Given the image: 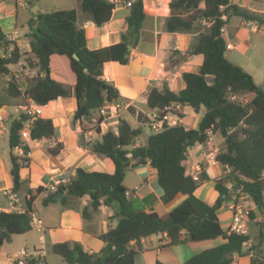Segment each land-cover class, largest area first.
Segmentation results:
<instances>
[{"label": "trees", "instance_id": "trees-1", "mask_svg": "<svg viewBox=\"0 0 264 264\" xmlns=\"http://www.w3.org/2000/svg\"><path fill=\"white\" fill-rule=\"evenodd\" d=\"M36 1L27 0V3L33 5ZM200 2H203L202 8L199 7ZM133 3L137 6L134 10L130 7L126 16L127 30L121 41L96 49L87 47L84 29L75 23V9L36 13L31 19L35 27L30 51L36 59L38 73L28 80L24 89H21L15 75H11L6 82L4 93L11 102L28 96L35 103L45 105L58 97L74 96L76 108L73 120L91 122L93 125L89 128L100 135L88 142L90 150L114 163L112 172L77 167L67 182H59L54 191L47 192L42 198V204L46 205L49 202L63 203L67 195L80 197L88 194L93 208L101 202L110 206L114 203L116 224L99 235L105 243L102 250L91 252L79 241H63L52 244L50 251L67 264H134L135 256L143 249L141 238L166 233L171 244L217 237L224 240L192 255L181 264H229L233 253L240 252L243 243L248 240L246 234L229 232L219 222L217 210L231 197L230 190L223 185V179L216 180L218 197L213 204L205 203L194 195L199 179L185 173L183 161L188 146L206 141L209 131L218 133L222 137L223 148L215 159L229 167L227 178L233 187L246 193L259 210L264 205V89L247 70L226 57L227 41L221 30L232 15L256 20L258 16L231 0H170L166 29L197 30L196 42L184 55L201 53L203 60L198 71L182 73L185 85L179 91L170 90L167 86L160 90L151 87L146 106L149 110H160L170 104H179L188 105L194 111L203 106L205 111L195 128L180 123L165 125L159 132H150L143 144L136 145L142 128L132 127L123 118L119 117L115 131L108 129L101 133L100 130V124L107 116L101 114L100 109L123 101L115 85L102 78L103 65L107 61L127 63L129 46L138 42L145 18L143 0H133ZM80 5L81 10L97 25L109 20L115 6L106 0H81ZM222 12L227 15L226 20L220 18ZM11 43L0 26V47L3 51L0 55V76L10 74L8 66L20 58L17 46L7 49ZM246 93L253 95L246 101L240 100L239 97ZM233 95L235 98H232ZM9 100L0 95V107L9 105ZM128 109L134 111L130 105ZM142 115L138 112V116ZM27 119L23 112L11 119L8 128L10 149L20 145L25 153L29 152L28 143L19 136V130ZM82 130L85 129L82 127ZM57 134L51 118H33L30 140L56 138ZM62 147V142L57 141L46 151L55 156ZM10 161L12 188L17 191L21 185L19 170L22 165L12 152ZM146 162L157 171L164 203L178 194L187 195L164 218L153 209L137 207L134 199L125 194L127 189L123 179L126 171ZM45 190L42 186L36 188L37 193ZM58 191L63 193L59 199L55 197ZM28 194L24 211L0 210V245L10 242L15 234L31 230L33 195L31 191ZM236 196L232 197L236 199ZM82 214L86 217V210ZM248 214L252 215L250 211ZM183 230L185 235L181 236ZM260 239L264 242V232ZM25 264H38V257L28 259ZM155 264L165 263L157 260ZM251 264H264V257L252 254Z\"/></svg>", "mask_w": 264, "mask_h": 264}, {"label": "crops", "instance_id": "crops-1", "mask_svg": "<svg viewBox=\"0 0 264 264\" xmlns=\"http://www.w3.org/2000/svg\"><path fill=\"white\" fill-rule=\"evenodd\" d=\"M169 2L170 0H143L145 18L140 28L138 42L134 46H129L127 63L118 61L104 63L102 78L115 85L126 107L120 108L116 114L113 113L101 122V133L108 129L115 131L119 117L129 122L132 127H140L137 121L138 112L142 113L145 118L144 114L149 111L146 106V97L151 87L160 90L167 86L170 90L179 91L185 85L182 73L198 71L203 55L201 53L184 55L196 42L197 30L168 31L166 20L170 16ZM231 2L251 10L254 9L251 8L250 0H231ZM80 4L81 0H37L33 5L28 4L27 0H0V26L7 34V38L12 41L7 49L10 50L13 46H17L20 52L19 60L8 66L10 74L5 75L4 84H0V89L4 91L6 82L11 75H15L23 82L27 77L31 78L38 73L36 59L30 51L35 27V22L31 19L35 18V14L38 12L75 9V23L84 29L86 45L89 49L121 41L127 30L126 16L130 12V7L124 3L115 5L109 20L97 25L87 13L81 10ZM199 7H203V2L199 3ZM261 12H264V9ZM229 26L231 25L228 20L223 31L226 41L231 42L232 48L239 46L242 52L251 57L257 51V47L250 40L248 31L241 25L236 29H229ZM2 54L3 51L0 47V55ZM225 55L231 60L227 52ZM243 68L247 70L244 66ZM25 87L26 83L21 86V88ZM261 87L264 89L263 86ZM252 95V93L244 94L248 98H251ZM12 105L17 106L4 105L3 109L0 108L3 110L0 113V119L6 127L5 133L0 136V210L4 211L8 210L3 189L12 187L10 175V152L12 150L8 145V128L11 119L18 116V113L14 112L19 107V104ZM129 105L134 108V111L128 109ZM75 108L76 99L74 96L58 97L42 105L41 116L51 118L58 134L56 138L27 141L30 147L28 164H21L19 170L21 185L17 190L19 198L24 204L29 197L28 192L31 191V195H33L31 215L41 219L42 226L32 224V228L28 232L13 235L11 241L17 236H23V243L12 252L3 249L4 243L1 244L0 264H4L7 258L19 248L43 251L46 264H67L59 255V258L49 256L52 244L63 241H79L86 250L98 252L105 245L99 235L116 224L115 204L110 206L101 202L97 208H93L88 194L80 197L67 195L63 203L42 204V198L49 192L48 185L55 181H68L74 175L77 167L103 172H112L114 169L111 159L90 150L88 142L98 139L100 135L90 128L82 130L81 124L86 120H73ZM187 108L190 113L185 110ZM204 111L203 106L198 111H194L188 105L180 106L179 123L185 127L195 128ZM145 140L146 138L142 140L139 136L136 139V145L143 144ZM57 141L63 144L61 151L55 156L48 153L45 155L44 152H47L45 148L54 145ZM222 148V137L216 132L211 133L203 143L188 146L186 158L183 161L185 173L199 179V185L194 190V195L207 204L215 202L218 197L215 182L218 179H223L222 183L230 190L231 195L217 210V216L223 228H228L230 223L231 204H241L252 213V215L247 214L245 218L248 240L243 243L239 254L233 256L229 263L251 264L252 254L264 257V242L260 239L261 233L264 232L263 214L246 193L233 187L226 176L225 166L215 159L216 154ZM127 173L130 176V182H127ZM123 184L126 191L130 193L127 197L134 199L137 207L145 210L153 209L163 218L187 197L186 194H178L172 200L164 203L161 200L163 189L157 181V171L149 162L130 167L126 171ZM38 186H42L46 190L37 193ZM236 194L235 199L232 196ZM83 210L87 212L86 217L82 214ZM32 231L36 232V236L32 235ZM184 235L183 230L181 236ZM223 241L221 237H217L171 244L166 233L151 234L141 238L143 249L135 256L134 264H155L157 260L165 264H181L201 250L216 246ZM250 247L254 248L250 250Z\"/></svg>", "mask_w": 264, "mask_h": 264}, {"label": "built area", "instance_id": "built-area-1", "mask_svg": "<svg viewBox=\"0 0 264 264\" xmlns=\"http://www.w3.org/2000/svg\"><path fill=\"white\" fill-rule=\"evenodd\" d=\"M106 1L113 3L114 5H117L119 3H124L127 7H131L133 5V0H106ZM220 8L222 9L223 6H220ZM220 18L226 20L227 15L224 12H222ZM207 22L209 23V21H204V23ZM256 28L257 25L255 23H252L251 29L255 30ZM224 29H225V25L221 28V30L224 31ZM232 47L233 45L231 44V42H227L226 48L231 49ZM232 98H235V96L233 95ZM25 99H26V103L23 105H19V107L22 108V112L28 116V119L25 121L23 127L20 128L19 136L22 141L27 142L30 140V127L33 118L42 115V105L35 103L28 96H26ZM124 107H126L125 102L119 101L117 103H111L108 106L102 107L100 109V113L107 115L106 116L107 119L113 113L116 114L120 108H124ZM179 111H180L179 104H170L163 107L160 110L151 109L147 111L145 113V117L147 119L146 124L150 132H159L160 130L163 129L165 125L178 124L180 121ZM5 131H6L5 124L0 119V136L3 135ZM210 134L211 132L209 131V135ZM11 150L12 153L17 157L18 161L22 165L28 164V160H24V159L28 158L29 152L25 153L23 151L22 146L16 145ZM225 169L228 172L229 167L225 166ZM59 182L61 181H55L53 183H50L48 185L50 191H54ZM3 194L7 200L8 211L21 212L25 210V204L20 200L18 192L14 190L12 187L3 189ZM125 194L126 196H128L130 193L129 191H125ZM230 208L232 211V215H231L230 223L228 225V231L247 235L248 230L245 224V218L248 214V211L241 204L233 203L230 205ZM31 224H35L41 227L42 221L41 219L36 218L32 215ZM32 257H38V264H46L43 251L39 249H28V248H19L15 253H13L11 256L7 258L4 264H25L26 261Z\"/></svg>", "mask_w": 264, "mask_h": 264}, {"label": "rangeland", "instance_id": "rangeland-1", "mask_svg": "<svg viewBox=\"0 0 264 264\" xmlns=\"http://www.w3.org/2000/svg\"><path fill=\"white\" fill-rule=\"evenodd\" d=\"M250 2H251L250 4L251 8H254V9L251 10L248 7H245V8L250 10L252 13L257 14L258 19L257 20L256 19H245V18L236 16V15H232L229 19V24L231 25L229 26V29H236V27H240V25L244 26L245 30L248 31L247 33L249 35L250 40L257 47V51L251 57H249L245 52H242L239 46L232 48L231 50H227L226 52H227L228 57L234 63L238 65L243 64L240 66L242 67L244 66L245 68H247V71L254 77L255 81L264 87V12H261V10L264 9V1L263 0H250ZM251 22L257 25V28L255 30L251 29V26H252ZM4 77L5 75L0 76V84L2 83L4 84ZM29 79L30 77H27L22 82L18 78V81L20 85L23 86L24 83L27 84ZM21 89H24V88H21ZM1 94H3V99H6L7 101L9 100V98L7 97V95L4 94V91L2 89H0V95ZM239 99L246 101L249 98L247 96L241 95ZM9 101H10L9 105L11 106H17V105H12V104L23 105L26 103L25 97L13 99L12 102L11 100ZM185 110L190 113V110L188 108ZM2 112L3 110H0V113ZM21 112H22V108L17 107V110L14 113L20 114ZM146 120H147L146 117L144 118L141 116H137V121L139 123V126L142 128V134L140 135V138L142 140H144L146 138V135L150 133V130L146 124ZM92 125L93 124L89 121H85L84 123L81 124V126L84 129L92 127ZM185 125H187V123H185ZM6 147L8 148L7 144H6ZM45 151H46V148H45ZM44 153L45 155H47V152H44ZM127 177H128L127 182H130L129 180L130 176L128 175ZM47 190L50 191L49 188ZM32 235L36 236V232L32 231ZM22 237L23 236H17V238H14L13 241L9 243H4L3 249L9 252H12V250L16 249L18 246L21 245V243H23ZM49 256L59 258L58 255L51 253V252H49Z\"/></svg>", "mask_w": 264, "mask_h": 264}, {"label": "water", "instance_id": "water-1", "mask_svg": "<svg viewBox=\"0 0 264 264\" xmlns=\"http://www.w3.org/2000/svg\"><path fill=\"white\" fill-rule=\"evenodd\" d=\"M137 6V3H133L132 5V9L134 10L135 7ZM75 57L77 58V56L75 55ZM3 109V107H1ZM62 196V192L61 191H58L56 194H55V197L57 199H59L60 197ZM261 210H262V214H263V220H264V205L261 206ZM239 254V252H234L233 253V256H237Z\"/></svg>", "mask_w": 264, "mask_h": 264}]
</instances>
